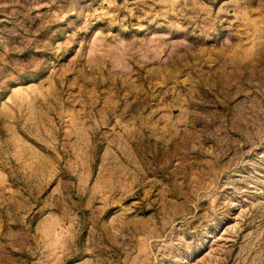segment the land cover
Segmentation results:
<instances>
[{
	"label": "rangeland",
	"instance_id": "obj_1",
	"mask_svg": "<svg viewBox=\"0 0 264 264\" xmlns=\"http://www.w3.org/2000/svg\"><path fill=\"white\" fill-rule=\"evenodd\" d=\"M0 264H264V0H0Z\"/></svg>",
	"mask_w": 264,
	"mask_h": 264
}]
</instances>
